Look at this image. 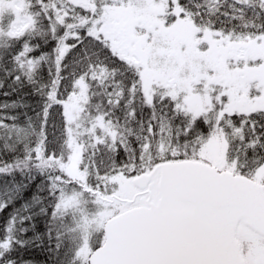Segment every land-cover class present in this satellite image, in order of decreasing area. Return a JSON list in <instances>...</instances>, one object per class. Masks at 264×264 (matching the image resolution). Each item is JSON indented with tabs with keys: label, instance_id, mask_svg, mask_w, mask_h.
<instances>
[{
	"label": "snow or ice",
	"instance_id": "1",
	"mask_svg": "<svg viewBox=\"0 0 264 264\" xmlns=\"http://www.w3.org/2000/svg\"><path fill=\"white\" fill-rule=\"evenodd\" d=\"M0 264H264V0H0Z\"/></svg>",
	"mask_w": 264,
	"mask_h": 264
},
{
	"label": "trees",
	"instance_id": "2",
	"mask_svg": "<svg viewBox=\"0 0 264 264\" xmlns=\"http://www.w3.org/2000/svg\"><path fill=\"white\" fill-rule=\"evenodd\" d=\"M38 259H39V257H38Z\"/></svg>",
	"mask_w": 264,
	"mask_h": 264
}]
</instances>
